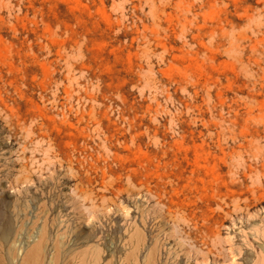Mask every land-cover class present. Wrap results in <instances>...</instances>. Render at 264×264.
Returning <instances> with one entry per match:
<instances>
[{
    "label": "rangeland",
    "instance_id": "rangeland-1",
    "mask_svg": "<svg viewBox=\"0 0 264 264\" xmlns=\"http://www.w3.org/2000/svg\"><path fill=\"white\" fill-rule=\"evenodd\" d=\"M264 0H0V264H262Z\"/></svg>",
    "mask_w": 264,
    "mask_h": 264
},
{
    "label": "bare ground",
    "instance_id": "bare-ground-1",
    "mask_svg": "<svg viewBox=\"0 0 264 264\" xmlns=\"http://www.w3.org/2000/svg\"><path fill=\"white\" fill-rule=\"evenodd\" d=\"M262 264H264V262Z\"/></svg>",
    "mask_w": 264,
    "mask_h": 264
}]
</instances>
